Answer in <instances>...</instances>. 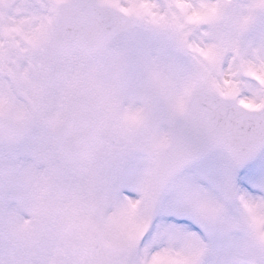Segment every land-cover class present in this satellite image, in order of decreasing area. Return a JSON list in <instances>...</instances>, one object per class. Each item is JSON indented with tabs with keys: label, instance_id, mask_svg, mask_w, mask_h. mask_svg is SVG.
Segmentation results:
<instances>
[{
	"label": "snow or ice",
	"instance_id": "1",
	"mask_svg": "<svg viewBox=\"0 0 264 264\" xmlns=\"http://www.w3.org/2000/svg\"><path fill=\"white\" fill-rule=\"evenodd\" d=\"M0 264H264V0H0Z\"/></svg>",
	"mask_w": 264,
	"mask_h": 264
},
{
	"label": "rangeland",
	"instance_id": "2",
	"mask_svg": "<svg viewBox=\"0 0 264 264\" xmlns=\"http://www.w3.org/2000/svg\"><path fill=\"white\" fill-rule=\"evenodd\" d=\"M254 39H256L257 41H259L260 39V32H259V28L257 29L255 35H254Z\"/></svg>",
	"mask_w": 264,
	"mask_h": 264
}]
</instances>
